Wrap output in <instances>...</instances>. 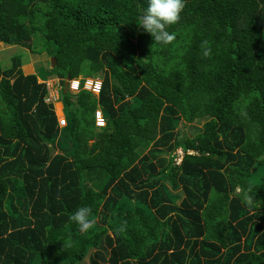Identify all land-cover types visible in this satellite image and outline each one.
<instances>
[{
	"label": "trees",
	"instance_id": "16d2710c",
	"mask_svg": "<svg viewBox=\"0 0 264 264\" xmlns=\"http://www.w3.org/2000/svg\"><path fill=\"white\" fill-rule=\"evenodd\" d=\"M145 6L0 0V43L44 48L62 83L102 80L60 91V128L21 57L0 62V264H264V0H185L166 46ZM179 120L204 122L172 140Z\"/></svg>",
	"mask_w": 264,
	"mask_h": 264
},
{
	"label": "rangeland",
	"instance_id": "374dc122",
	"mask_svg": "<svg viewBox=\"0 0 264 264\" xmlns=\"http://www.w3.org/2000/svg\"><path fill=\"white\" fill-rule=\"evenodd\" d=\"M41 53L37 54H31L27 51H22L20 50V47L15 46V45H6L4 43H0V62L2 66L7 67L10 66L11 62V57L18 55L21 57L22 60V72L24 75H32L34 74L36 76V81L37 83L39 82H45L48 83L50 82V85L48 86V91H46V95L44 97V100H46L47 103L51 104L50 110H52L56 121H57V126L60 128H65L68 124L67 121V115L65 111V107L60 99V92L58 89H56L57 86H52V83L54 84V81L57 80L58 77H56L55 72L51 69L52 68V63L51 57L47 51L43 49H39ZM22 54V55H21ZM28 54V55H27ZM87 69H84L80 75L77 77L84 78L86 80H100L101 77L98 76L97 74L92 75V74H87ZM59 88V87H57ZM100 92V91H99ZM95 93V94H99ZM100 110L98 108L95 109L94 111V124L96 129L100 130V128L106 126V121L104 120V125L99 126V123L96 122V119H98L96 112H99ZM102 116L101 113H98ZM63 120L65 121V124L63 123ZM204 122V120H197L194 121L191 124L185 123L183 120L176 121L175 123H172L174 127L172 128L173 132V137L171 139L173 140L175 137H181L185 135L186 137H192L195 135L197 132L200 131L201 125ZM159 136H162V133H159ZM93 140H90L89 143H91ZM59 149L55 148L52 150V156L58 153ZM60 152V151H59ZM177 160L181 159L183 153L181 150H177ZM167 153V150L164 149L161 151V155H165ZM178 198L175 201L176 205L180 204V201L183 199V194H182V189H178L177 193ZM82 264H91L90 259L88 255L84 258ZM100 264H103L102 262Z\"/></svg>",
	"mask_w": 264,
	"mask_h": 264
},
{
	"label": "clouds",
	"instance_id": "9594fccd",
	"mask_svg": "<svg viewBox=\"0 0 264 264\" xmlns=\"http://www.w3.org/2000/svg\"><path fill=\"white\" fill-rule=\"evenodd\" d=\"M184 7L185 0H146V6L139 15V23L137 25H139L144 32L150 34L156 44L161 46L169 45L175 39V34L174 32L170 31V29L180 21L181 13L183 12ZM85 80L86 79L80 77H68V79L66 77V79L63 80V83L59 78H57V80L54 82L55 86L59 87H56L59 92H70L71 94L75 95L80 90H85L91 92L94 95H98L91 90L83 88ZM71 81L78 82L77 87H72ZM65 82L67 86L64 85ZM100 82L101 89L102 80ZM39 83L45 84V88L48 91V87L45 82ZM97 108L100 110L99 112L102 113L101 108ZM90 213L91 209L86 205H82L78 206L70 214V221L79 226V231L81 234H87L94 226V221L89 219Z\"/></svg>",
	"mask_w": 264,
	"mask_h": 264
},
{
	"label": "built area",
	"instance_id": "2783aa9c",
	"mask_svg": "<svg viewBox=\"0 0 264 264\" xmlns=\"http://www.w3.org/2000/svg\"><path fill=\"white\" fill-rule=\"evenodd\" d=\"M77 83L75 81H71V86L72 87H77ZM47 87L50 85V82L46 83ZM55 85L52 83V86ZM100 86H101V82L99 80H85L83 88L87 89V90H91L92 92L98 93L100 90ZM100 112H96L98 119H96V122L99 123V126H103L104 125V118L103 115L101 116L100 114H98ZM102 114V113H101ZM63 123L65 124V121L63 120Z\"/></svg>",
	"mask_w": 264,
	"mask_h": 264
},
{
	"label": "water",
	"instance_id": "95a60500",
	"mask_svg": "<svg viewBox=\"0 0 264 264\" xmlns=\"http://www.w3.org/2000/svg\"><path fill=\"white\" fill-rule=\"evenodd\" d=\"M51 63H52V67H54L55 64H56V60H55V58H52V59H51ZM68 77H69V76H68ZM68 77H67V79H68ZM64 85L67 86L66 82H65Z\"/></svg>",
	"mask_w": 264,
	"mask_h": 264
}]
</instances>
